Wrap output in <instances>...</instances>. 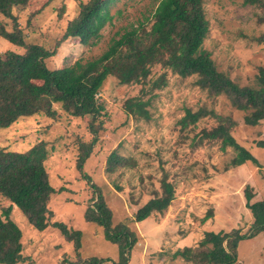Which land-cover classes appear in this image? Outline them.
Here are the masks:
<instances>
[{
    "label": "rangeland",
    "instance_id": "374dc122",
    "mask_svg": "<svg viewBox=\"0 0 264 264\" xmlns=\"http://www.w3.org/2000/svg\"><path fill=\"white\" fill-rule=\"evenodd\" d=\"M81 1H32L16 12L21 26L29 31L28 40L54 48ZM158 1L106 0L111 19L98 43L83 46L78 39H71L62 43L47 64L60 68L78 59L98 57L113 38L153 13ZM204 8L210 26L203 48L212 52L218 70L240 86L259 88L257 75L264 67V44L256 39L264 33V22L259 19L263 11L242 0H205ZM16 47L0 38L1 52ZM161 72L156 68L153 76ZM166 75L167 85L156 90L146 106L149 120L137 119L125 111L126 100L140 95V85H122L112 76L105 80L97 96L104 106L105 127L82 171L77 169L76 143L92 140L89 120L68 114L59 104H54L57 119L35 114L0 129V147L26 151L40 141L47 142L46 165L57 191L49 203L51 222H63L69 229L82 231V246L77 251L74 241H68L61 229L50 226L37 230L13 206L11 216L23 231V253L29 257L19 264H84L94 257L103 259L102 264H116L119 246L106 238L101 226L84 217L87 208L97 201L94 190L103 194L111 208L113 226L124 225L137 237L129 252V264H190L182 255L174 256L175 252L197 246L207 231L220 230H237L241 236L247 233L237 242L236 261L232 264H264V231L250 236L254 215L246 206L247 188L254 196L252 202L264 200V120L257 125L245 124L244 111L234 108L224 96L209 97L196 85V75L182 78L170 70ZM142 96L147 100L152 95L145 92ZM200 107L234 118V137L251 151L259 165L248 161L232 166L233 148L222 152L220 142L207 139L193 143L196 133L217 123L208 116L200 119L195 129L181 130L179 120L186 108L195 111ZM113 153L126 161L109 171L108 159ZM166 179L175 188L169 208L137 221L135 214L146 202L163 196ZM0 202L8 205L6 200ZM208 213L211 216L203 221Z\"/></svg>",
    "mask_w": 264,
    "mask_h": 264
},
{
    "label": "trees",
    "instance_id": "16d2710c",
    "mask_svg": "<svg viewBox=\"0 0 264 264\" xmlns=\"http://www.w3.org/2000/svg\"><path fill=\"white\" fill-rule=\"evenodd\" d=\"M32 1L38 0H0V38L17 46V49L0 51V129L35 114L57 119L54 104H59L72 116L88 119L93 138L90 142L77 140L79 171L84 169L104 126V106L97 96L110 76L116 77L122 85L142 87L140 95L125 102V111L137 119L151 118L146 106L155 97L153 93L167 85L166 70H170L182 78L196 75V85L207 91L209 97L224 96L234 108L244 111L245 124L257 125L264 120V67L257 75L259 88L240 86L218 70L212 52L203 48L210 26L205 0H159L153 13L126 29L119 38H113L101 55L86 61L78 59L60 68H50L46 60L57 54L62 43L71 39H78L83 46L98 43L102 29L111 19L106 11V0L81 1L54 48L28 40L29 31L21 26L20 14L16 11L25 9ZM53 1L56 0H46V3ZM242 2L260 8L263 15L259 19L264 22V0ZM63 11L64 8L59 12L60 17ZM256 40L264 44V33ZM156 68L163 72L154 77ZM145 92L152 95L147 100L142 96ZM208 116L215 118L216 125L196 133L193 143L197 139L198 143L205 139L217 141L222 152L230 147L235 150L232 166H242L248 161L259 165L251 151L234 137L232 131L237 122L229 115L205 107L195 111L186 108L179 120L181 130L195 129L199 120ZM48 152L46 141L26 151L0 147V201L8 202L7 206L0 202V264L29 260L23 253V231L11 216L13 206L35 229L44 231L56 226L68 241H74L77 251L82 246V231L69 229L63 222H51L53 211L49 203L57 191L51 184L46 165ZM125 161L111 154L108 170L113 171ZM164 188L162 197L151 198L136 212L137 221L169 208L175 198V188L167 179ZM93 195L95 199L97 195V201L87 208L85 219L101 226L106 238L119 246L120 259L116 264H129V252L137 243L135 233L124 225L115 228L113 212L103 194L94 190ZM246 198V206L254 215L252 236L264 231V200L252 202L254 196L248 188ZM210 216L208 213L203 221ZM246 234L241 236L237 230L207 231L197 246L178 250L174 256L182 255L190 264H232L236 261L237 242ZM102 261L94 257L82 263L102 264Z\"/></svg>",
    "mask_w": 264,
    "mask_h": 264
}]
</instances>
